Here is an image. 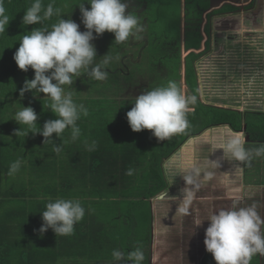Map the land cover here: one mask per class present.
<instances>
[{
    "label": "trees",
    "instance_id": "obj_1",
    "mask_svg": "<svg viewBox=\"0 0 264 264\" xmlns=\"http://www.w3.org/2000/svg\"><path fill=\"white\" fill-rule=\"evenodd\" d=\"M33 2L3 0L9 24L0 33V264H131L127 254L136 248L144 254L143 264H151L153 202L171 188L165 160L212 127H229L234 132L245 128L253 144L264 143V115L202 103L194 65L198 56L191 54L186 60V80L194 97L189 98L194 111L186 114L187 128L164 141L147 129L133 132L126 113L138 95L128 98V94L133 88L142 93L169 82L181 90L183 19L187 48L199 47V27L190 23L201 22L209 1L127 0L128 11L138 17L142 31L120 44L109 32L92 41L97 50L94 65L102 63L105 54L110 57L107 78L97 81L88 70H82L78 78L73 77V85L64 86L73 101L88 111L77 121L81 135L73 141L66 129L43 144L44 138L33 133L56 117L43 93L20 96L21 87L26 79L34 78V71L20 70L13 56L24 35L33 28H50L60 17L54 15L43 25H23L24 12ZM83 2L43 0L45 7L53 3L62 18L80 24L82 32L86 29L78 4ZM85 7L90 9L86 2ZM137 77L145 79L137 81ZM23 106L33 107L38 114L37 125L31 130L13 120ZM19 127L21 131L15 134ZM29 131L33 133L26 136ZM93 142L95 148L89 151ZM57 146L59 152L54 150ZM17 160L19 170L9 175ZM58 199L79 200L85 215L71 236H56L51 229L41 235V213L47 203ZM113 250L123 252L125 260L115 261ZM259 258L264 261V255L256 254L250 264H258Z\"/></svg>",
    "mask_w": 264,
    "mask_h": 264
},
{
    "label": "clouds",
    "instance_id": "obj_2",
    "mask_svg": "<svg viewBox=\"0 0 264 264\" xmlns=\"http://www.w3.org/2000/svg\"><path fill=\"white\" fill-rule=\"evenodd\" d=\"M85 2L90 5V9L85 7ZM78 5L81 23L86 29L83 32L79 30L80 24L70 18H62L60 9L54 8L53 3L45 7L43 0H34L22 17V24L25 26L43 25L44 21L54 15L60 17L50 28H33L29 31L30 34L24 35L13 56L20 70L34 71V78L26 79L21 87L20 96L23 97L26 92L43 93L50 101L49 110L56 117L45 121L43 127H39L36 132L26 133V136L38 133L44 138L43 144L53 139V134L60 137L66 129H70L73 141L81 135L77 121L81 115L87 116L88 111L83 105L78 106L73 101L71 92L66 93L64 86L73 85V77L78 78L82 70H88V75L97 81L107 78L108 72L105 69L110 57L105 54L102 63L94 65L97 50L92 41L109 32L114 35L115 43L120 44L142 31L138 17L128 11L127 0H84ZM8 24L9 17L3 0H0V33L5 32ZM189 102L177 85L169 82L165 86L140 93L126 113V118L133 132L147 129L159 141H164L187 128ZM13 120L31 130L37 125L38 114L33 107L23 106L14 114ZM20 131L19 127L15 134ZM94 148L95 142L88 150L92 151ZM54 150L59 152L60 147L57 146ZM220 150L240 162L249 160L252 155L245 149L244 138L239 135L230 138ZM254 151L256 156L264 154V145ZM19 167V160L12 163L9 175L16 173ZM177 170L187 171L180 166ZM198 172V169L192 168L193 174L183 178L192 183L193 175H198ZM236 191L239 192L240 189ZM185 199L186 203L191 201V191L187 192ZM236 199L239 200L240 197L237 196ZM41 214L43 223L38 229L41 235L51 229L56 236H71L74 234V226L83 219L85 210L79 200L58 199L47 203L46 210ZM204 221L209 222L205 229V249L211 253L215 264H250L254 255H264V219L254 205L221 209L205 220H197L196 228L202 227ZM112 256L117 262L125 260V254L120 250H113ZM144 260L140 248L127 254V261L131 264H143Z\"/></svg>",
    "mask_w": 264,
    "mask_h": 264
},
{
    "label": "rangeland",
    "instance_id": "obj_3",
    "mask_svg": "<svg viewBox=\"0 0 264 264\" xmlns=\"http://www.w3.org/2000/svg\"><path fill=\"white\" fill-rule=\"evenodd\" d=\"M239 1L244 7L248 0L235 2ZM231 19L233 20L224 18L214 21V27L220 30L217 32L221 34L222 42L214 45L216 48L209 53L210 56L202 57L195 63L201 77L200 100L218 108L264 115V45L256 56L248 52L244 46V38L230 32L232 29L228 27ZM182 31L187 38L186 26H182ZM261 36L264 42V35ZM181 73L184 74L183 66ZM143 79L145 78H136L137 81H144ZM183 87L188 90L186 84ZM133 93L134 88L128 98ZM184 95L186 96L185 92ZM228 128L213 127L203 131L194 139H189L165 160V175L171 188L163 193V199L158 197L153 202V235L149 248L151 264H204L209 254L204 245L205 229L209 222L204 221L202 227L196 228L197 220H205L219 210L233 206L254 205L257 211L263 213V203L259 204L257 199L250 200L252 193L249 189H245L244 200H237V196L234 200L226 199L230 193L227 191L240 180L242 168L249 164L233 160L220 150L221 146L233 136L239 135L244 138L246 150L254 148L251 146L253 143L247 141L245 130L234 132ZM255 160L251 156L247 161L253 167ZM178 166L186 168L187 171H178ZM192 168L199 172L198 175H193V182L188 183L183 177L193 174ZM248 178L251 179V184H255V179L246 176V181ZM257 184L260 182L257 181ZM188 191H191L192 199L186 203ZM214 262L208 260L206 264H215ZM258 264H264L262 258L258 259Z\"/></svg>",
    "mask_w": 264,
    "mask_h": 264
},
{
    "label": "flooded vegetation",
    "instance_id": "obj_4",
    "mask_svg": "<svg viewBox=\"0 0 264 264\" xmlns=\"http://www.w3.org/2000/svg\"><path fill=\"white\" fill-rule=\"evenodd\" d=\"M209 6L204 9L201 22L190 23L192 25H196L201 36L200 45L197 48L189 49L187 48V38L184 37L182 26L185 28L187 23L183 19V23L181 26V39H180V53L182 56V66L184 67V74L181 73L180 70V85L181 91L184 94L186 93V97L194 98L190 90H185L183 85H187L186 78V60L191 54H195L198 56L199 60L202 57L210 56V52L213 51L216 47L214 45H218L222 42V36L219 32L218 28L214 27V21L224 18H233L231 19L230 25L224 27H228L232 29L235 36H242L243 41L246 42L244 45L248 52H251L252 55L256 56L258 51H260V47L264 45L262 42V36L264 35V0H248L247 4L243 7L241 6V1L235 2L236 0H208ZM184 2V0H183ZM239 4V5H238ZM258 7H257V6ZM254 8V9H252ZM253 11H252V10ZM256 9V10H255ZM232 24V26H231ZM214 27V29H213ZM221 28V30L224 29ZM233 38V37H232ZM257 49V50H256ZM195 61V63L197 62ZM258 60V57L255 59V63ZM216 61V60H215ZM244 61V60H243ZM194 63V65H196ZM260 65V64H259ZM181 66V69H182ZM258 70V69H257ZM209 71V70H208ZM200 70L195 66V73L197 78V83L199 84V89L201 87V77ZM222 77V76H221ZM188 87V86H187ZM141 92H139L136 88H134V93L132 95L137 96ZM201 90L198 95V99L200 100ZM201 101V100H200ZM202 102V101H201ZM204 103V102H202ZM205 105H209L204 103ZM190 112L194 111V107L189 103ZM211 106V105H209ZM213 128V127H212Z\"/></svg>",
    "mask_w": 264,
    "mask_h": 264
},
{
    "label": "crops",
    "instance_id": "obj_5",
    "mask_svg": "<svg viewBox=\"0 0 264 264\" xmlns=\"http://www.w3.org/2000/svg\"><path fill=\"white\" fill-rule=\"evenodd\" d=\"M190 111L191 110L189 108L188 112H190ZM262 145H264V143H262V142L256 143L253 145L251 144V146L254 148H251L248 151L252 153V155H251L252 157L256 158L254 166L252 167L251 166L252 164H250L248 161L247 162L245 161V163H248L249 166L248 165L246 166V164H245L246 168H245V166L242 168L240 180L235 184V186H233V188L231 190L227 191L230 193L227 194L226 199L234 200L235 196H239L240 199L244 200L245 199V189H249L252 193L250 200L257 199L259 201V204L263 203V206H262L263 213L259 212V211H257V212L260 215V217L262 219H264V154H262L260 156H256L255 151H254L255 149L261 147ZM261 165H263V166H261ZM246 176L247 177L249 176V177L255 179V181H256L255 184L250 183V180H251L250 178H248V180L246 181ZM257 181L260 182V184H257ZM250 187H252V188H250ZM257 188L260 190H257ZM236 189H240V191L237 192ZM240 207H242V206H240ZM258 208H260V206ZM208 260H211L212 262H214V259L211 255V253L208 254L207 261ZM207 261L205 260L204 264H206Z\"/></svg>",
    "mask_w": 264,
    "mask_h": 264
},
{
    "label": "water",
    "instance_id": "obj_6",
    "mask_svg": "<svg viewBox=\"0 0 264 264\" xmlns=\"http://www.w3.org/2000/svg\"><path fill=\"white\" fill-rule=\"evenodd\" d=\"M244 130H245V128H244ZM193 139H194V138H193ZM247 141L250 142V137H249V136H248V140H247ZM159 198H160V199H163V198H164V195H163V194L160 195Z\"/></svg>",
    "mask_w": 264,
    "mask_h": 264
}]
</instances>
